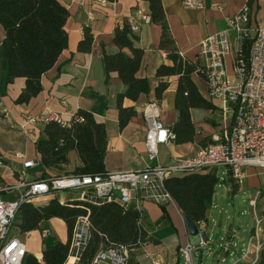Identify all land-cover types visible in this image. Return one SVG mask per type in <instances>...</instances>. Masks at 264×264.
<instances>
[{
  "label": "crops",
  "instance_id": "1",
  "mask_svg": "<svg viewBox=\"0 0 264 264\" xmlns=\"http://www.w3.org/2000/svg\"><path fill=\"white\" fill-rule=\"evenodd\" d=\"M59 1L68 11V19L64 26L67 34V48L60 54L54 66L41 76L42 91L27 104H14L24 88V79L17 78L11 84L5 85L6 72L2 66L4 31L0 26V195L4 200L12 201L20 197L22 192V189L18 188L20 173L26 183L41 180L42 169L40 166L24 171L22 170V160L16 158V156H22L25 160L34 161L38 158L35 152V142L41 136L43 125L39 124L32 135H25L17 127L23 124L25 118L28 117L51 113L55 114L61 123L66 124L71 122L77 110L82 109L90 112L94 120L97 123H103L106 128L105 172L141 170L153 163V166L166 165L176 158L194 154L199 148L211 142V135L220 128L221 114L217 104L207 99L204 80L197 74H193L191 79L198 92L217 110L211 112L203 109H191V122L197 131L194 141L181 145L160 146L158 157L153 162H149L145 156L143 144L145 126L142 109L148 102L157 101L154 90L162 81L167 82L168 87L163 92L161 99L157 101L160 121L167 128H171L178 117L174 109L178 77H155L158 67L161 65L170 66L171 63L166 60L165 53L158 48L159 26L142 21L143 16L149 17L147 2L144 0H118L114 3L107 2L104 5L96 6L92 0ZM199 3V8L187 9L183 7V0H161L163 13L174 44L178 52L191 62H194L200 42L210 35L225 30L224 17L238 12L245 4V0H199ZM262 3L264 0H254L250 6L255 23L264 20ZM89 12L92 13L91 18L88 16ZM123 24L139 26V30L135 34L138 37L135 46L143 51V57L136 76L149 81L150 91L148 94H141L134 104L129 101L124 102L125 107L133 105L136 116L130 119L123 130L119 131L115 97L117 94L123 93L125 87L115 73L105 79L101 65V48L103 47L106 54L118 52L111 40L114 29ZM86 28L91 31L93 41L90 52L81 53L77 50V46L83 38ZM123 52L128 54L127 50ZM198 81L199 83H196ZM67 159L66 166L61 165L60 169L47 170L48 176L45 179L55 175L70 174L79 166V159L74 151L68 153ZM244 172L246 178L239 188L234 189L235 191H229L231 188L222 186L223 194H220V197H217V193L214 192L205 220V236L208 244L210 238L221 236L220 230L216 229L220 225L216 216L222 212L221 199L224 201L233 200L236 194H240L242 197L240 204L242 205L246 199L250 202L257 190H260L261 193L264 192V172L253 167H246ZM250 190L253 191H251V196H249ZM54 198L57 199L55 194L45 195L31 200L30 203L36 207H43ZM135 205H138L143 213L140 224L146 233L145 247L132 250L129 253L128 264L129 262L151 264L152 258L162 264H183L178 254V248L187 243L191 244V237L187 234L183 222L184 216L176 203L170 199L160 205L144 200L142 194H138L136 200L131 203L132 207ZM256 206H259L256 213H264V196L257 199ZM258 216L261 217V215ZM54 220H49L43 230L50 232L51 222ZM209 223L212 227L209 226ZM11 230L10 235L17 237L11 234ZM242 234H245L244 230L239 231L231 227L225 235L230 241L238 242V256L244 248V240H247L250 235L245 238ZM35 258L40 260L41 254L36 255ZM215 259L217 260L216 257ZM249 260L251 257L245 260L246 263Z\"/></svg>",
  "mask_w": 264,
  "mask_h": 264
},
{
  "label": "trees",
  "instance_id": "2",
  "mask_svg": "<svg viewBox=\"0 0 264 264\" xmlns=\"http://www.w3.org/2000/svg\"><path fill=\"white\" fill-rule=\"evenodd\" d=\"M106 1L114 3L118 0ZM144 1L149 7L150 22L160 28L158 48L165 53L166 60L171 63L170 66L158 67L155 77H178L174 97V109L178 117L169 128L173 134L170 144L192 143L197 131L191 122L190 110L203 109L214 112L217 108L200 95L193 83L191 77L197 74L196 66L178 52L163 13L161 0ZM253 1L246 0V4L251 6ZM67 19L68 11L59 0H0V26L4 31L2 66L6 72L5 85L11 84L17 78L25 81L24 88L14 104H27L42 91L41 76L54 66L60 54L67 48V34L64 29ZM92 41L91 31L84 29L77 50L89 53ZM111 42L118 52L106 54L102 47L101 65L105 79L115 73L125 87V91L115 97L117 127L121 131L130 119L136 116L133 105L125 107L124 102L134 104L141 94L149 93L150 86L147 79L136 76L143 51L135 46L138 37L131 32L130 26L126 24L117 26ZM248 46L249 44H246L243 47L244 60L247 59ZM124 50H127L128 54L123 52ZM167 87L168 83L162 81L155 88L154 96L157 101L161 99ZM71 151L77 154L79 166L70 174L105 173L106 128L103 123H97L88 111L77 110L70 127L56 122L44 125L41 136L35 142L38 166L42 169L40 179L44 180L48 176L47 170L60 169L61 165L66 166L67 155ZM218 182L216 169H205L170 176L164 180L163 186L182 215L198 226L207 218ZM230 186L232 191H235L231 182ZM17 215H19L17 228L22 234L41 231L51 219L62 221L66 228L64 243L56 242L44 249L40 260L26 255L23 264H63L69 253V242L75 221L82 216L88 217L90 237L77 264H89L100 248L110 244L123 245L130 253L134 249H139L146 238L140 224L142 210L138 211L132 206L122 207L116 202L97 205L70 199L61 205L54 198L43 207H36L30 202L23 203ZM258 264H264V250L261 251Z\"/></svg>",
  "mask_w": 264,
  "mask_h": 264
},
{
  "label": "built area",
  "instance_id": "3",
  "mask_svg": "<svg viewBox=\"0 0 264 264\" xmlns=\"http://www.w3.org/2000/svg\"><path fill=\"white\" fill-rule=\"evenodd\" d=\"M96 6L107 3L106 0H92ZM183 7L197 9L199 0H183ZM264 8V3H262ZM89 18L92 13H88ZM142 21L149 23L148 16ZM225 30L203 39L194 59L197 74L206 84V97L217 104L221 114V124L217 132L211 135V142L201 147L194 154L174 159L166 165L146 166L141 170L105 172L96 175L63 174L44 180L26 183L20 173L18 188L22 189L17 200H4L0 195V264H23L27 255L25 245L15 236L10 235L18 210L23 203L41 196L57 194L69 190L78 191V200L92 204L116 202L122 207H129L138 194L142 199L157 204L170 200L164 191L163 182L170 176L216 169V175H226L232 181L234 189L239 188L245 178L244 169L253 167L264 172V20L253 21L251 7L246 4L233 14L224 17ZM136 34L138 25H131ZM249 44L247 59L243 58V47ZM145 126L144 151L149 162L158 157L160 146L170 145L173 134L160 121L157 101L148 102L142 109ZM50 122L70 127V123H61L55 114H41L25 118L17 126L25 135H32L35 128ZM22 160V170L39 165L37 160ZM219 170H222L219 173ZM232 188L229 190L231 191ZM260 190L254 193L249 204L252 208V228L242 253L237 255V241L229 238L221 240V252L217 262L224 263L225 258L236 256L231 264L246 262L258 264L259 254L264 250V216L256 214V201ZM66 201H59L61 205ZM141 211L138 205H135ZM198 243L185 244L178 248L183 264H196L197 251L202 257L208 248L205 236L206 223L197 226ZM49 230H41L42 239L49 235ZM90 237V224L87 216L75 221L69 242V253L63 264H77ZM145 243L140 244L144 249ZM129 250L123 245H108L100 248L89 264H128ZM151 264H162L151 259Z\"/></svg>",
  "mask_w": 264,
  "mask_h": 264
},
{
  "label": "rangeland",
  "instance_id": "4",
  "mask_svg": "<svg viewBox=\"0 0 264 264\" xmlns=\"http://www.w3.org/2000/svg\"><path fill=\"white\" fill-rule=\"evenodd\" d=\"M197 80V79H196ZM196 83H199L196 82ZM200 85V84H199ZM222 117H220V120ZM154 165V163H153ZM150 165V166H153ZM222 170H219V173H221ZM220 176V181L215 187V192L217 193V197H220V194H223V187L231 188L230 182L232 183L230 178H227L226 175H219ZM230 179V180H229ZM260 179V178H259ZM233 186V184H232ZM252 190L249 192V196H251ZM79 192L74 191V190H69L66 192H61L55 194L57 199L59 201H64V200H76L78 199ZM264 196V192H262L259 197ZM242 197L240 194H236V197L233 200H228L224 201V199H221V207H222V212L220 215L216 216L217 220L220 222V225L217 230H220L221 236L218 238H210L209 239V245L208 248L205 252V254L202 257V264H218L217 260L215 259L216 254L221 252L220 249V242L221 240L225 239V235L227 231L232 227L235 228L239 231H245V234L243 235L245 238L247 235H249V231L252 228V208L250 207L249 200L246 199L243 204H240V200ZM259 206H256V209H258ZM257 215L264 216V213L258 214ZM19 222V215L16 216L15 221H14V226L11 230L12 235H16L17 238L26 245V251L28 255L35 257L36 255L41 254V252L53 245L56 242H61L64 243L66 241V228L64 223L60 220H54L51 222V227H50V233L49 235L42 239L40 237V231H33L29 233H20L17 229V225ZM209 226L212 227L211 223H209ZM246 239L244 240L243 247L246 244ZM198 243V238L197 236L191 237V244L196 245ZM236 258V256L233 257H226L224 263H219V264H231V261H233Z\"/></svg>",
  "mask_w": 264,
  "mask_h": 264
},
{
  "label": "water",
  "instance_id": "5",
  "mask_svg": "<svg viewBox=\"0 0 264 264\" xmlns=\"http://www.w3.org/2000/svg\"><path fill=\"white\" fill-rule=\"evenodd\" d=\"M183 222H184L187 234L190 237L197 236V233H198L197 226L193 224L187 217H183ZM201 263H202V251L198 250L197 255H196V264H201Z\"/></svg>",
  "mask_w": 264,
  "mask_h": 264
}]
</instances>
